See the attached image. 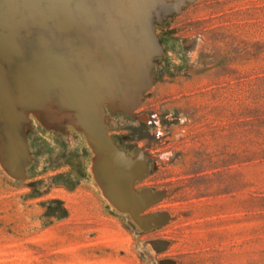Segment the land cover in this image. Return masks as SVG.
<instances>
[{
	"label": "rangeland",
	"instance_id": "1",
	"mask_svg": "<svg viewBox=\"0 0 264 264\" xmlns=\"http://www.w3.org/2000/svg\"><path fill=\"white\" fill-rule=\"evenodd\" d=\"M20 1L0 5V264H264V0ZM45 53L59 81L24 100Z\"/></svg>",
	"mask_w": 264,
	"mask_h": 264
},
{
	"label": "bare ground",
	"instance_id": "2",
	"mask_svg": "<svg viewBox=\"0 0 264 264\" xmlns=\"http://www.w3.org/2000/svg\"><path fill=\"white\" fill-rule=\"evenodd\" d=\"M9 1V0H8ZM19 1V0H18ZM21 1H23V0H21ZM21 1H20V6H21ZM29 1V0H28ZM126 1H128V2H131L132 4H136V8L137 9H139V10H141L140 11V13H141V16H142V10H143V7H144V0H126ZM24 2V1H23ZM23 2H22V4H23ZM55 2H57L56 0H55ZM142 2V4H141V6H138L137 7V5H138V3H141ZM5 3V2H4ZM15 4H16V1L14 2ZM58 3V2H57ZM19 3H17V5H18ZM26 4V3H25ZM24 4V5H25ZM28 4V3H27ZM47 4V3H46ZM54 4V3H53ZM73 4V3H72ZM0 5H2V3H1V0H0ZM4 5V4H3ZM6 5V4H5ZM11 5H13L12 3H11ZM30 5V4H29ZM33 5L34 4H32L31 3V8H30V10L31 9H33ZM40 6L42 5L41 4V2H40V4H39ZM39 5H37L38 7H40ZM48 5H50V4H48ZM54 5H56V3L54 4ZM15 6V5H14ZM13 6V7H14ZM51 6V5H50ZM10 7V6H9ZM12 7V6H11ZM10 7V8H11ZM12 7V8H13ZM26 7H28V6H25V10H26ZM30 7V6H29ZM42 7V6H41ZM46 7V6H45ZM48 7L49 6H47L46 8L48 9ZM55 7V6H54ZM57 7V6H56ZM89 7H90V5H89ZM141 7H142V9H141ZM7 8H8V6H7ZM22 8H24V6H22ZM35 8H36V6H35ZM51 8V7H50ZM14 9H15V7H14ZM17 9L20 11L21 9H20V7L18 8L17 7ZM27 9H29V8H27ZM38 9V8H37ZM40 9V8H39ZM44 9V8H43ZM3 10L5 11V10H7V9H5V8H3ZM22 10H24V9H22ZM21 10V12H23ZM25 10H24V12H25ZM42 10V9H41ZM50 10V9H49ZM55 10V9H54ZM3 11V12H4ZM9 11V10H8ZM16 11V10H15ZM28 11V10H27ZM27 11H26V13H27ZM45 11H47L46 9L44 10V12ZM57 12H58V8H57V10H56ZM162 11H163V9H162ZM11 12H13V11H11ZM28 12H30V11H28ZM43 12V11H42ZM43 12V13H44ZM48 12V11H47ZM6 13V12H5ZM14 13V12H13ZM36 13V12H35ZM59 13H60V11H59ZM127 13V12H126ZM7 14H8V12H7ZM23 14V13H22ZM31 14V13H30ZM42 14V13H41ZM61 14V13H60ZM19 15V14H18ZM38 15V14H37ZM44 15V14H43ZM55 15H57L56 13H54L53 14V16H55ZM4 16V15H3ZM17 16V15H16ZM24 16V15H23ZM29 16V15H28ZM32 16V15H31ZM40 16V15H39ZM15 17V16H14ZM13 17V18H14ZM18 17V16H17ZM37 17V16H36ZM18 18H21V17H18ZM38 18V17H37ZM40 18V17H39ZM143 19H144V21L146 20V18H144V17H142ZM9 19H10V17H9ZM15 19V18H14ZM17 19V18H16ZM36 19V18H35ZM83 19V18H82ZM149 20V19H148ZM10 21V20H9ZM25 21V20H24ZM36 21V20H35ZM70 21V20H69ZM97 21V20H96ZM82 22V21H81ZM100 22V21H99ZM13 23V22H12ZM11 23V24H12ZM96 23H98V21L96 22ZM149 23V22H148ZM77 24H78V22H77ZM96 25H98V24H96ZM150 25H152V24H150ZM150 25H148V24H146V23H144V25H143V27L146 29V36L149 38V40H152V33H151V29H150ZM84 28H85V26H83ZM152 27V26H151ZM79 28V27H78ZM82 28V27H81ZM96 28V27H95ZM94 28V29H95ZM101 28V27H100ZM118 28V27H117ZM4 29V28H3ZM15 29L16 28H14L13 26H12V33H14V36H15ZM89 29V28H88ZM88 29H86V30H88ZM97 29V28H96ZM136 29V28H135ZM17 30V29H16ZM119 30V29H118ZM29 31V30H28ZM120 31V30H119ZM2 32V31H1ZM17 32V31H16ZM3 33V32H2ZM89 33V32H88ZM92 34V33H91ZM99 34V33H98ZM101 36V35H100ZM5 37V36H4ZM105 38V37H104ZM2 39H7V38H2ZM15 39H17L16 37H15ZM105 40V39H104ZM15 41V40H14ZM5 42V41H4ZM103 42V41H102ZM103 44H104V42H103ZM109 44H110V40H109ZM6 45V44H5ZM22 45H21V43H20V47H21ZM110 46H111V44H110ZM0 48H2V50H4V51H9V52H16V50L14 49V48H8V47H6V46H3V44L2 45H0ZM107 48V47H106ZM117 48H118V46H117ZM18 49H20L19 47H18ZM158 49V48H157ZM107 50V49H106ZM118 51V50H117ZM95 53V52H94ZM113 53H114V51H113ZM112 53V54H113ZM142 54V53H141ZM95 56V55H94ZM93 56V57H94ZM115 56V55H114ZM143 56V55H142ZM152 56V55H151ZM14 57H16V56H14ZM46 58H48V60L46 59ZM95 58V57H94ZM148 58H150V57H148ZM16 59V58H15ZM45 61L42 63V62H40L39 63V65H38V67H37V69H36V72H34V73H36L38 76H36V74L35 75H31V77L32 76H36V77H34L33 78V82H30V80L28 79V81H27V79L24 77V75H25V73H23L22 75H23V77H24V80L25 81H23L22 79H20V83H18V87H19V89H20V95H21V97L24 99V100H27V101H29V100H33L34 98L32 97L33 96V94H29L27 91H29L30 89H32V90H36V89H39V88H41V84H42V82L43 81H45V80H47V81H49L50 79H52V78H54V79H57V77H56V75L57 76H59L58 74H56L57 72L55 71V66H54V63H57L56 61H55V59H53V57L49 54V53H45ZM43 59V60H44ZM92 60V59H91ZM145 60V59H144ZM15 61V60H14ZM49 61V62H48ZM90 61V60H89ZM93 61H94V59H93ZM90 63V62H89ZM61 65H62V63H61ZM68 65V64H67ZM3 66H7V65H3ZM9 66V65H8ZM11 66V65H10ZM122 66V65H121ZM4 67V68H5ZM7 68V67H6ZM15 68V67H14ZM62 70L64 71L65 69H64V67H63V65H62ZM12 69V68H11ZM16 70V69H15ZM49 70V71H48ZM59 70V69H58ZM77 70V69H76ZM87 70H88V68H87ZM44 71H46V74H44ZM78 71H79V69H78ZM77 71V72H78ZM65 72V71H64ZM76 71H74V73H75ZM53 73H55V74H53ZM29 74H30V72L28 71V73L26 74L27 76H29ZM78 74V73H77ZM61 75V74H60ZM13 76V75H12ZM83 76V75H82ZM40 77H44L45 78V80H42V81H40L39 80V78ZM78 77H80L81 78V75H79ZM105 77V76H104ZM82 79V78H81ZM106 79V78H105ZM83 80V79H82ZM146 79L145 78H142V85L143 84H145L144 83V81H145ZM57 81H59V79H57ZM106 81V80H105ZM9 82L11 83L12 82V80L10 79L9 80ZM17 84V83H16ZM19 84H21V86H23V88H24V90L21 88V86L19 85ZM71 84V83H70ZM84 84V83H83ZM11 85H12V87L14 86V84L13 83H11ZM60 86V85H59ZM63 86V85H62ZM140 86V83H138V87ZM17 87V88H18ZM94 87V86H93ZM48 88H50V86H48V87H46L45 86V88H44V90L43 91H45V93H47L48 91ZM42 89L43 88H41L39 91H35L36 93H34L35 95H39V94H42L43 92H42ZM100 91V90H99ZM102 91V90H101ZM104 91V90H103ZM34 92V91H33ZM42 92V93H41ZM44 93V94H45ZM49 95V94H48ZM52 96V95H51ZM108 96V95H107ZM36 98V97H35ZM103 99V98H102ZM132 104H133V102H132ZM31 105H34V104H31ZM17 155V154H16Z\"/></svg>",
	"mask_w": 264,
	"mask_h": 264
},
{
	"label": "water",
	"instance_id": "3",
	"mask_svg": "<svg viewBox=\"0 0 264 264\" xmlns=\"http://www.w3.org/2000/svg\"><path fill=\"white\" fill-rule=\"evenodd\" d=\"M164 243H165L164 241H161L157 244H159V246L162 247L164 245ZM157 262H158V264H170V263H172V261L168 260V259L158 260Z\"/></svg>",
	"mask_w": 264,
	"mask_h": 264
}]
</instances>
